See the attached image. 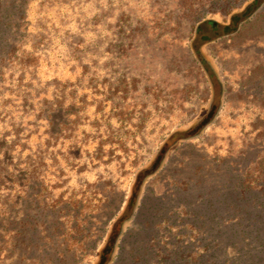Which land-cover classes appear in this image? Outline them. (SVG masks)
I'll list each match as a JSON object with an SVG mask.
<instances>
[{
  "label": "rangeland",
  "instance_id": "1",
  "mask_svg": "<svg viewBox=\"0 0 264 264\" xmlns=\"http://www.w3.org/2000/svg\"><path fill=\"white\" fill-rule=\"evenodd\" d=\"M253 1L0 0V264H264Z\"/></svg>",
  "mask_w": 264,
  "mask_h": 264
},
{
  "label": "trees",
  "instance_id": "2",
  "mask_svg": "<svg viewBox=\"0 0 264 264\" xmlns=\"http://www.w3.org/2000/svg\"><path fill=\"white\" fill-rule=\"evenodd\" d=\"M263 3H264V0H254L252 4H253V7L255 6V9H258ZM230 27H231L230 25H226V26L221 25L212 20L206 21L204 22L202 26L198 27V29L196 30V38L194 39L193 48L197 56L200 57L201 65H203V67H206L205 66L206 61L202 59V56L200 53V46L204 42H207L208 40L209 41L213 40L214 38L218 37L222 33L229 31ZM200 42H201V45L199 44ZM209 78L215 79V76L211 74ZM189 138L190 137L188 135V130L187 131H176L171 134V136L169 137V141L174 139V143H175L180 140H188ZM171 144H169V146ZM128 207L131 208L130 212L126 210ZM138 207H139L138 201L130 198L127 207L122 209L115 216L114 220L111 222V227L113 226V228L110 227V230L108 231L107 236H106L107 237L106 240L108 241V239L111 236L110 235L111 229L116 230L117 237L115 238V242L110 246L106 245L102 247L100 252L97 254L95 260L92 262V264H113L115 262L117 258V250L119 248V241L125 234L127 228H130L132 225H134V219L137 214ZM130 224L131 226H129Z\"/></svg>",
  "mask_w": 264,
  "mask_h": 264
}]
</instances>
